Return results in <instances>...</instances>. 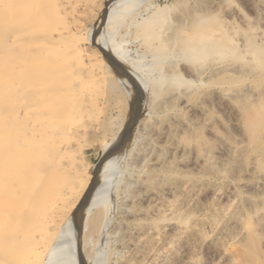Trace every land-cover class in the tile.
<instances>
[{"label": "rangeland", "instance_id": "obj_1", "mask_svg": "<svg viewBox=\"0 0 264 264\" xmlns=\"http://www.w3.org/2000/svg\"><path fill=\"white\" fill-rule=\"evenodd\" d=\"M116 1L0 0V264L44 251L38 232L56 234L115 138L113 198L101 216L89 203L75 232L76 264H143L165 221L185 229L193 221L186 203L179 216L159 214L160 197L185 199L164 185L192 191L203 181L230 193L214 217L233 201V233L242 237L228 233L207 252L191 237L174 261L264 264V0H128L105 39L123 61L94 43ZM198 24L210 34L203 53L186 44ZM27 188L15 215L10 196Z\"/></svg>", "mask_w": 264, "mask_h": 264}, {"label": "bare ground", "instance_id": "obj_2", "mask_svg": "<svg viewBox=\"0 0 264 264\" xmlns=\"http://www.w3.org/2000/svg\"><path fill=\"white\" fill-rule=\"evenodd\" d=\"M128 2H129L128 0H123V1L117 0L115 3H113L111 6L108 7V12L102 13L101 20L99 21V23L96 24V32L98 33V35H97L96 40H95L94 43H96L97 46H99V48H101L104 51V53L108 56V59L109 58H113L115 60L123 61L121 56H120V54L118 53L117 49L115 48V43L113 42V40L111 39L112 41H109L107 39L108 41H106L105 39L107 38V36L113 30H115L116 27H119V25L124 21L122 19H124V16H127V15L123 14V12L126 11V9H127V7L129 5H131V2H129L130 4ZM186 26H188V25L186 24ZM180 27H182V26H180ZM208 30L209 29H207V28H204V27L202 28V26L199 25V24L197 26H195V27H192L191 28V32H190L189 37H188V42H186L187 46L190 47V48H195L196 52H198V53L205 52L206 46H207L206 39L210 38V34H209ZM72 31H74V30H72ZM164 31H163V33H164ZM152 34H154V33H152ZM165 35H166V33H165ZM185 38H187V37H185ZM104 40H105V43H104ZM163 41L167 42L166 40H164V38H163ZM218 58H219V56H218ZM225 67H227V66H225ZM127 69L133 75L132 71L129 68H127ZM246 69H247V67H246ZM115 78H116V76H115ZM110 84H112V83H110ZM111 87H113V86H111ZM119 131L121 132V130H119ZM117 137H118V135H117ZM119 137H121V136H119ZM49 138L50 137L48 135L47 139H45V141L48 140L47 142H50ZM116 140H117V138L113 139L110 144H108L106 146L104 145V147H102L103 148L102 166H101V168H99L98 170L95 171L94 183L91 184V185L89 184L90 186H88V188L85 190L83 195H81V198L77 201V205H75V208L73 209L71 215L69 213V217L68 218L66 217L67 218L66 221L56 231V234L51 239H49V236L47 234H46V236H45V234H43V230H40L38 232V234H39L38 237H39L40 240H45L46 239V243L43 246L44 251L42 253L41 252H39V253L38 252H36V253L33 252L32 254H30V256L23 257V259H22L23 261L21 260L20 264H76L77 261H75V258H76L77 255L74 254V250L75 249L73 248V245H74L73 243H74V240H75L74 239L75 238V232L78 231L79 225L82 224V220H84L86 218V216H87V212H88L87 211V207H88L89 203L93 207L94 206H96V208L100 207V216H101V215H104L107 212L109 204H110V201L113 198L112 197L113 196L112 192H113V189L115 188L114 185L118 181V178H119L118 177V171H119L118 170V163H119L120 159H119V161L115 160L112 163L111 159H112V155L113 154L111 155V153H108V152H109V149H110L111 145ZM45 141H44V146L47 143V142L45 143ZM44 150H45V147H44ZM110 151H111V149H110ZM119 157L121 158L120 155H119ZM119 157H117V158H119ZM207 168H209V167H207ZM209 170H211V169H209ZM119 175H121V174H119ZM212 178H214V177H212ZM201 185H202L201 188L197 187V188H195L196 190L193 189L192 191H189L185 187L186 185L183 186L180 183L175 185V188L172 187L171 185H164V187L165 186L166 187H165V189L162 188V190H163V192L164 191L166 192L165 193L166 195H168V196L172 195V197H173L176 194H178V195H181L182 197H185V199H183L181 202L180 201H175V200H172V201L170 200L168 202L165 199H163L162 197H160V199L155 198V199H157V203H156L157 206L162 207L160 209V211H159V214L162 215V216L165 215V217H167V218L168 217L170 218L171 216L172 217L173 216H177V215L179 216V214H180L179 206H181V203H182V205H184L186 203V206L188 205L192 209L193 221L191 222V224H190L188 229L179 227L178 225H176V224H174L172 222H166L165 221V223L159 229V232H160L161 235H163L164 239L162 241L160 240V242L158 244L159 247L156 245V247H158V249L155 252L147 253L146 255L145 254L143 255V264H178V262L176 263V261H174V256H175V253H176L175 252V249H176L175 247L176 246L178 247V245H183V244L185 245L186 241L189 238L191 239V237H196V238L200 239V247H201L202 250H204V252H207V251H209L211 249V247H212V245L214 243L213 241L215 239H218V238H221L223 236H226L228 233L233 234V237H235L234 238L235 239L234 242H236V240H237L236 238L242 237V234H243L242 232L238 231L236 233H233L234 229L237 228V226L239 225V222H240L239 220H237V218H235L237 216H234V211L233 210L235 208H234V206H231V205H233L232 204L233 201L227 206L228 208L225 209L223 211V213L220 212L221 210L219 211V213H220V214H218L219 217H216V218L214 217L215 213H213V212H214V208L216 207L217 202L220 201V200H223L224 198L225 199L228 198L227 197V193H229V192L226 193L224 191H221V190L215 188L211 184V182H208V181L201 182ZM28 191H29L28 188H27V190H23L21 192L22 196H20V197H15L13 194H11L12 196H10L12 198L9 197L10 201H13V205H11L13 210H15L13 214L20 215L22 213V211L24 210L25 205H23L24 201L22 199L29 196V192ZM10 192H11V190H9V189L6 191L7 194H9ZM203 198H206L211 203L210 204L204 203L205 201H203ZM228 202H230V201H228ZM61 203H62V205H64L63 203H65V200L64 199L61 200ZM156 209H157V207H156ZM186 212H187V210H185V213L181 214V216L186 217V215H187V213L189 211L187 213ZM215 212H216V210H215ZM153 213H155V212H153ZM157 213H158V211H157ZM212 213H213V215H212ZM236 214H237V211H236ZM160 215H158V216H160ZM138 216H140V215H138ZM162 216H160V217H162ZM167 218H165V219H167ZM1 219H3V218H1ZM83 227L85 228V226H83ZM203 227H205V229L207 227L210 228V231L208 229L207 230H208V234L210 232V235L212 236L211 238H210V235L204 234L202 232V228ZM84 228H82V229H84ZM138 229H140V228H138ZM79 231H80V229H79ZM81 233H82V231H81ZM146 233L150 234V231H148ZM147 236H148V234H147ZM154 237L156 238L155 235H154ZM135 239L136 238L134 237V240ZM243 239H244V236H243ZM143 240H145V239H143ZM135 242H137V241H135ZM18 244L21 245L20 243H18ZM133 244H135V243L133 242ZM141 244H143V243H141ZM136 245H137V243H136ZM241 245H243V244H241ZM219 246L220 245H218V248H220ZM245 247H247V246H245ZM221 250H223V249H221ZM142 252H140V253H142ZM225 253H226V251H225ZM43 255H44V257H43ZM193 255H195V254H193ZM221 255H223V254H221ZM42 257H43V259H42ZM77 257L79 258L80 256H77ZM176 257H177V255H176ZM230 258H228V259H230ZM94 260L91 261L90 264H95ZM221 260H224V256H223V259H221ZM99 261L100 260L97 261V264H98ZM224 263H226V262H224Z\"/></svg>", "mask_w": 264, "mask_h": 264}]
</instances>
